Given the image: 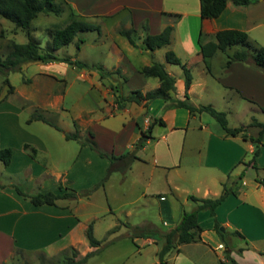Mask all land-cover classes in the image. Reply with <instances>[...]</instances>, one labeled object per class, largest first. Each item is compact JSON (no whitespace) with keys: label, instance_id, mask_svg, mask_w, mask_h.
I'll return each instance as SVG.
<instances>
[{"label":"crops","instance_id":"1","mask_svg":"<svg viewBox=\"0 0 264 264\" xmlns=\"http://www.w3.org/2000/svg\"><path fill=\"white\" fill-rule=\"evenodd\" d=\"M64 2L68 4L66 10L71 20L82 19L99 27L91 31L97 34L92 47L101 52L102 58L84 63L101 65L104 74L98 69L64 61L36 62L39 78L27 79L31 89L23 92L22 106L8 103L6 94V98L1 97L0 111L4 112L0 116H4L5 122L0 131V148L11 147L13 152L10 162L4 165L10 180H0V264L11 262L17 250L51 257L69 247L85 246V254L95 249L86 238V229L93 220L82 219L78 211L97 190L88 197L59 199L55 205H34L14 188L17 186L27 194L91 188L106 176L110 161L81 143L90 139L109 154L135 152L137 158L127 172L137 171L140 181L143 180L141 195L146 199L150 195L156 197L160 216L169 229L177 225L183 212L181 208H173L160 189H167L178 197L177 179L190 180L194 182L195 192L200 194L197 197H217L223 183L230 184L243 173L238 193L229 194L216 207L215 216L207 211L199 212L198 223L202 229L199 241L207 232L217 234L214 230L217 220L222 231L243 241V246L232 245L231 239L230 247L219 242L218 248H225L237 264H247L246 254L252 249L262 260L250 264H264V187L256 181V175L264 173V132L256 157L257 169L251 159L244 160L246 152L253 153L256 149L261 128L254 123L264 120L253 118L232 127L241 128L240 131L227 134L210 114L211 117H204L206 112L192 114L185 107L171 106L170 101L159 98L139 102L120 99L134 90L146 93L161 85L158 77H145L141 73L144 66L153 62L162 63L175 78L176 88L171 91V97L185 99L182 69L166 61L165 54L171 50L191 69L193 80L187 90L190 103L216 107V97L203 98L209 92L221 96L225 103L241 98L251 109L261 110L264 69L259 71L251 58L226 65L228 53L233 49L204 58L200 42L214 40L215 34L224 29L245 31L253 41L250 33L264 26V20H260V17L264 19V11L255 7L252 0L248 5H236L230 0L216 18L201 16L200 0ZM166 26L172 27L167 46L154 51L141 47L148 34H157ZM122 29H133L138 46L120 33ZM254 41L257 43L258 39ZM75 60L78 59L72 56L71 61ZM56 83L62 86L57 87ZM33 111L51 113L53 118L47 115L45 118L60 129L42 120L28 122ZM14 113L18 118H14ZM76 130L81 141L65 137V133ZM142 133L147 139L137 149L136 142ZM251 169L258 172L252 173L253 180L245 182L246 173ZM20 179L28 182L22 186ZM185 193L189 198L188 192ZM234 231L242 236L233 234ZM180 245L177 255L181 252ZM221 261L230 264L229 259Z\"/></svg>","mask_w":264,"mask_h":264},{"label":"rangeland","instance_id":"2","mask_svg":"<svg viewBox=\"0 0 264 264\" xmlns=\"http://www.w3.org/2000/svg\"><path fill=\"white\" fill-rule=\"evenodd\" d=\"M252 1L255 3V7L257 6L260 11H264V3L259 2V0ZM56 3L59 5L63 4L62 12L59 15L41 13L32 21L30 26L32 36L40 41L43 49H46L51 42L48 30L62 28L71 21L70 14L68 10H66L68 9V4H66L64 0H57ZM260 20L264 19L260 17ZM250 35L253 41L255 38L259 41H257V43L251 41L254 45L264 47V26L258 27L256 30L252 31ZM96 37L97 34L95 32H81L73 42L57 50L56 54L60 57L73 56L82 62L91 63L97 62V60L100 61L99 58H102L101 52L98 50L96 51L92 47L93 40ZM79 38H82L84 42H80V47L77 48L76 42ZM13 41L19 43L27 42L28 35L26 34V30L15 26L13 22L0 16L1 55H5L9 51ZM171 67H178L177 69H180L179 66L175 65H171ZM258 69L259 71H263L260 67H258ZM36 70V62H29L23 64L20 70L9 72L7 78L10 84L15 88V91H12L13 93L9 90L8 84L4 82L5 77L3 73L0 72V99L6 94V101L8 103L15 107H17V105L22 106L25 102L23 92H27L31 89L27 79L32 80L33 78H39L38 74L36 75ZM56 85L57 87L62 86L61 83H56ZM210 95L216 97L214 98V103L216 104L214 108L226 113V118L230 127L239 126L241 123L246 124L253 118L264 120V112L262 109H251L250 104L243 101L241 98H233L230 102L225 103L221 96L218 94L217 96L216 94L212 95L211 93L209 94V92L205 93L203 98L208 99ZM30 101L32 100L30 99ZM34 113H40L43 116L45 115L44 117L47 115L53 118L51 113L45 114L43 111H33L32 114ZM16 115L15 113L13 114L14 118H18V115ZM203 115L204 117L210 116L207 112ZM197 116L199 117V114H197ZM3 117L4 116H0V131L4 129L3 123L5 121H2ZM244 156V160L248 161L252 159L253 153L248 151ZM183 159H187L186 155L183 156ZM190 166L193 167L191 163ZM255 172L257 173L258 171L252 169L248 171L244 179L245 182L253 180L252 173ZM124 174L126 175L114 171L111 173L110 179V175H108L107 179L101 185L99 183L102 179H100V181L96 183L99 186L95 189L97 191L94 190L95 194L91 200L89 202H83L82 207L78 211L82 219L89 218L93 220L94 236L101 241V249L99 252L91 256L83 264H157L159 262V251L164 243L159 233H164L170 229L163 223L156 197L150 195V197L146 199L141 195L142 190H144L141 184L143 180L140 181L141 178L137 176V171L134 173L126 171ZM258 174L256 176H264L262 171ZM7 175L5 166L0 161V180H10ZM241 181L242 180L239 182L240 185ZM19 182L22 183L23 186V184L28 181L26 182L20 179ZM177 182L180 183L178 197H174L164 188L160 189L161 193L166 194L173 208H181L182 212L195 210L197 208V203L187 198V193H185L187 191L189 195L200 196V194L194 190V182L182 179H177ZM24 186L26 187L27 185ZM208 197L212 198L214 196L208 195ZM231 239L232 245L236 244L243 246V241L238 237L232 238L230 233L222 240L215 232L210 231L204 234L201 241L181 244V252L179 255H177L175 250H172L165 256V259L167 264H220L223 259L228 261L226 258L228 253L225 248H218L217 244L221 242L224 247H227V245L230 247L231 242L229 241ZM262 247H264V245H262ZM76 250V259H78L85 254L86 247L82 246L80 249L78 247ZM68 254L71 255V251H68ZM256 255L257 254H255L252 249L249 250L246 254L247 264H250V262H261L262 259ZM61 259L60 253L50 257L39 252H23L16 255L13 262L14 264H64Z\"/></svg>","mask_w":264,"mask_h":264},{"label":"trees","instance_id":"3","mask_svg":"<svg viewBox=\"0 0 264 264\" xmlns=\"http://www.w3.org/2000/svg\"><path fill=\"white\" fill-rule=\"evenodd\" d=\"M57 0H0V16L15 24V26L26 30L28 35V41L19 43L13 41L10 45L9 51L5 55L0 54V72L3 73L5 79L4 82L8 84L9 90L12 92L14 87L10 84L7 75L9 72L18 71L22 65L29 62H51V61H64L67 63H74L78 67L94 68L101 71L103 76V67L101 65H88L82 61H71L70 56H58L56 51L62 47L69 45L81 32L99 30V27L88 21L74 18L62 28L49 29L48 35L51 38L50 45L43 49L38 39L32 36L30 26L32 21L39 14H55L59 15L62 12V7L56 3ZM230 0H200V14L203 18H216L222 14L225 10L227 3ZM236 5H248L251 0H231ZM145 26V25H144ZM172 32L171 26H166L161 32L157 34H148L141 45L142 48L154 51L156 49L167 46L170 43V35ZM120 33L125 36L132 45L138 46L133 38V29H122ZM80 42H83L82 38H79L76 42L77 48L80 47ZM232 52L228 53V60L226 65L233 62H246L248 59H252L255 64L264 69V47L256 46L250 41L247 32L238 29H224L215 34V39L207 42H200V53L204 58L213 56L216 52ZM166 61L179 65L182 69L184 81H185V99L174 100L171 97V91L175 90V78L167 72L164 65L160 62H153L150 65H146L141 69V73L145 77L155 76L161 81V85L158 88L147 91L146 93L140 90L132 91L128 96H121L120 99L124 101H136L141 100L151 101L153 99H163L170 101L171 106L185 107L190 113H209L224 129L227 134H233L241 130V128H232L228 125L226 113L224 111L217 110L211 105L195 106L190 103L188 99L187 90L192 83L193 75L191 69L186 63H183L173 51L169 50L165 54ZM264 112V106L262 107ZM32 120H42L46 123L53 125L60 129L56 124H53L47 120L42 114H32L28 122ZM260 129L259 136L257 138L256 149L253 152L251 159L252 165L257 169L256 156L258 155V148L262 143L261 137L264 132V122H255ZM65 137L70 139H77L81 141L78 131L74 133H65ZM147 139V135L142 133L141 137L136 142V148L139 149L144 146ZM82 144L89 145L100 156L106 157L110 161L106 176L100 181V185L107 179L108 175L114 171L125 173L130 167L132 162L137 158L134 151L126 152L119 156L104 152L96 143L90 139L87 141H81ZM13 149L11 147L0 148V161L7 165L12 158ZM243 177V173L240 174L238 179L234 180L231 184L223 183L222 192L217 197L200 198L194 195L188 197L197 203V208L193 211H184L180 221L170 230L159 233V236L163 239L162 248L159 251V262L157 264H167L165 256L172 250L179 251V245L184 243L196 242L200 240V232L202 231L198 223V214L200 211H207L210 215L215 216L216 207L221 204L229 194H237L239 182ZM256 181L259 185L264 187V177L256 176ZM95 184L89 189L84 190H72L64 193H54L52 191H43L36 194H27L23 192L19 187L14 186L16 191L22 196L28 198L34 205L51 204L55 205L59 199H79L82 197H88L98 187ZM61 188V187H60ZM115 230V229H113ZM214 230L219 237L224 240L225 236L229 233L221 230V224L215 220ZM233 234L242 236L239 231H234ZM86 238L89 244L94 247V250L87 252L82 257L76 259L77 250L74 247H69L62 252V262L64 264H83L91 256L98 253L101 249V241L94 236L93 222L88 224L86 229ZM228 246V245H227ZM71 251V255L68 254ZM23 253L21 250L15 251L12 261L6 264H14L13 260L16 255ZM230 260V264H237L234 259L230 258L229 254L226 256ZM220 264H226L221 261Z\"/></svg>","mask_w":264,"mask_h":264}]
</instances>
